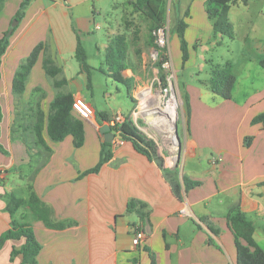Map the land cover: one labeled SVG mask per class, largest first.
<instances>
[{"label": "crops", "instance_id": "obj_1", "mask_svg": "<svg viewBox=\"0 0 264 264\" xmlns=\"http://www.w3.org/2000/svg\"><path fill=\"white\" fill-rule=\"evenodd\" d=\"M21 1L0 0V38L11 31L0 67V144L5 149L0 153V236L11 221L29 224L41 246L35 264H150L151 256L154 264H236L226 214L239 205L264 250V121L253 122L264 114V0H234L228 10L231 39L213 34L205 0H165L164 29L176 36L178 23L186 25L189 58L184 67L197 63L199 72L206 67L210 72L209 79L198 75L179 90L186 106L179 148L177 142L175 152L159 153L161 168L130 142L113 141L112 158L87 175L82 174L98 163L103 142L99 128L104 122L96 108L88 101L95 112L91 122L72 112L83 124L79 148L71 135L52 141L46 119L58 94L86 100L81 80L75 81L81 74L75 53L78 42L83 47L101 27L95 23L93 0H30L17 20ZM13 19L17 24L11 27ZM38 44L43 48L24 92L14 94V75ZM224 45L232 59L215 63L208 55ZM99 46L105 49L107 44ZM177 48V67L182 68L179 40ZM45 58L60 70L55 77L46 74ZM225 64L231 72L241 65L228 100L217 99L210 89L212 69ZM55 81L64 84L56 87ZM37 100L44 115V145L29 127L34 121L31 103ZM115 114L124 116L118 110L107 114L108 120ZM183 176L200 185L186 191ZM171 183L178 184L179 197ZM5 192L23 201L35 194L49 208V222L60 227L46 226L26 204L11 216ZM130 201L145 206L143 222L135 210H127ZM137 230L144 238L133 245ZM23 243V238L7 240L0 248V264H21V255H12V250Z\"/></svg>", "mask_w": 264, "mask_h": 264}, {"label": "trees", "instance_id": "obj_2", "mask_svg": "<svg viewBox=\"0 0 264 264\" xmlns=\"http://www.w3.org/2000/svg\"><path fill=\"white\" fill-rule=\"evenodd\" d=\"M30 0H22L19 12L16 15L17 20L22 17V14L28 6ZM234 0H205L206 13L209 20L212 23L213 34H221L228 38H233V31L228 20V10ZM133 11L141 14L149 21L150 31L154 32L158 28L164 26L165 19V0H134L128 2ZM185 23L182 21L178 23L176 35L180 41L181 51V66L184 68L187 62L188 47L184 37ZM9 30L6 31L0 38V67L1 60L5 54L9 45ZM155 37L152 36L149 40L150 44L157 48L154 44ZM43 45L38 44L30 53L26 61L21 64L16 71L13 82L12 91L14 94H22L24 92L25 81L27 76L33 67L37 56L42 50ZM127 43L124 37L115 36L107 42V46L104 49V65L105 70L98 69L103 75H106L112 80L124 84L127 87V95L131 101L135 102L131 95L132 77H125L122 71L128 70L129 67L126 63L127 56ZM163 53H159L160 61L159 67H161L162 60H164ZM76 60L79 63L80 71L86 72L89 78L90 67L87 64L86 53L78 42L76 53ZM260 66L264 69V60L260 62ZM43 67L46 74L50 77H55L60 70L54 66L49 58H45ZM230 65L226 64V70H221L219 67H214L211 71L212 79L210 80L211 91L213 94L219 96L222 99L228 100L231 98L232 90L235 84V77L229 71ZM159 80L166 86L164 76H160ZM64 84V81H55L56 87ZM140 97V94L138 95ZM138 97V98H139ZM73 96L71 94H58L54 97L50 103V111L46 119V133L48 137L54 142L62 141L67 135H71L73 138V145L75 148H79L83 144L84 131L82 121L72 116V103ZM32 110L34 111V121L29 126L36 141L40 145H44L42 139V131L44 127V115L40 109L39 100L31 103ZM99 118L103 122L108 121V116L104 112L98 113ZM2 118L1 106H0V122ZM264 121V114L259 115L253 119V122ZM28 127H25V129ZM119 132L121 141H127L132 144L134 149L146 156L149 160L156 159L158 165L162 168V160L158 158L156 153V145L152 139L147 138L138 127L127 117L125 121L119 126ZM111 143H101V156L98 163L91 169L85 171L82 175L90 173H97L101 167L112 158ZM45 150H49L45 147ZM3 148L0 144V153H3ZM185 190L194 188L200 185V182L191 181L187 177H182ZM172 184L173 193L179 197V186L175 183ZM6 202V210L11 216H13L15 210L26 204L29 209L36 215L38 219L45 222L46 226L58 228L60 225L52 224L49 222L48 216L50 214L49 208L43 205L35 194L31 193L27 201H23L16 198L11 193H4ZM142 204H137L134 201H130L127 204V210H135L139 216L141 222L145 218ZM227 225L234 238V245L236 249V264H264V250L261 249L255 240L253 239L254 226L249 221L245 214L241 211L239 205L230 207L226 214ZM23 238L24 243L20 249L12 250V255H21V264H35L36 256L39 253L41 246L36 241L31 226L29 224H19L11 221L10 228L0 236V248L7 240H17ZM150 264H154V259L151 256Z\"/></svg>", "mask_w": 264, "mask_h": 264}, {"label": "rangeland", "instance_id": "obj_3", "mask_svg": "<svg viewBox=\"0 0 264 264\" xmlns=\"http://www.w3.org/2000/svg\"><path fill=\"white\" fill-rule=\"evenodd\" d=\"M130 1L134 0L91 1L90 5L95 11L93 14L95 23L101 27L99 30L91 32L89 39L83 42V49L87 55V64L90 67V76L87 78L86 72H81L79 77L75 76V81L81 80L83 84L82 93L85 95L87 102H91L98 113L105 112L110 115L121 110L124 116H128L147 138L153 140L156 145L157 156L162 159L159 153L166 154V151L172 153L171 147H174L173 152L177 150L175 133L180 137L182 128L186 123V106L183 104L179 90L182 88V85L193 83V79L197 78L198 75H200V79L202 80L209 79L210 72L208 67L204 71L199 72L197 63L195 65L190 64L186 68L177 67L180 61L179 58L175 57V52L176 50L178 51L177 44L179 38L177 35L174 36L175 33H168L165 30V50L151 45L149 40L154 36V33L150 31L149 21L141 14L133 11L132 7L128 4ZM13 21L17 20L13 19L12 23ZM117 35L124 37L127 43L126 63L129 69L122 71V74L125 77H132L133 79L131 95L135 98V106L128 97L127 87L124 84L108 78L98 70L100 68L105 70L103 63L104 49L99 46L100 43L107 44L111 38ZM225 43H228L227 38H225ZM154 44L157 45L156 37ZM226 48V45L215 48L208 56L213 58L215 63L222 62L223 64L232 59L227 54ZM154 52L158 54L164 52L166 54V58L162 60L161 67H159L160 57L158 60L153 58ZM238 67L241 70V65L239 64L232 72L230 71V67L228 68L234 77L238 76V72H236ZM177 68L179 69L177 70ZM221 70H226V64L221 67ZM160 76H164L166 86L159 80ZM167 80L171 82V90L166 95L163 89L169 85ZM89 82L91 87L88 88ZM139 94L140 97L138 96ZM157 94L161 95V107L166 106L167 100L174 94L177 113L173 120V143L165 141L163 138L165 134L158 133L149 125V121L146 120V106L157 102ZM203 97L209 98L210 94L207 96L204 93ZM218 98L220 97L217 96ZM167 161L171 164L173 157Z\"/></svg>", "mask_w": 264, "mask_h": 264}, {"label": "built area", "instance_id": "obj_4", "mask_svg": "<svg viewBox=\"0 0 264 264\" xmlns=\"http://www.w3.org/2000/svg\"><path fill=\"white\" fill-rule=\"evenodd\" d=\"M154 36L156 37V44L160 49L165 50V29L164 27L156 29L154 32ZM164 57H166V54L164 53ZM153 58L158 60L159 54L157 52H154ZM166 64V61H165ZM168 84L167 87L163 89L165 94L171 90V82L170 80H167ZM72 112L77 115L78 118H80L83 121L91 122L94 120L95 112L92 107V105L84 100L83 98H75L72 103ZM125 121V117L121 114H115L113 115L108 121H105L104 124L108 125L111 128V131L115 135H120L119 132V126ZM115 142L121 143V140L114 139ZM144 238V233L140 230L135 231L132 244L137 245L140 243V241Z\"/></svg>", "mask_w": 264, "mask_h": 264}, {"label": "bare ground", "instance_id": "obj_5", "mask_svg": "<svg viewBox=\"0 0 264 264\" xmlns=\"http://www.w3.org/2000/svg\"><path fill=\"white\" fill-rule=\"evenodd\" d=\"M156 96L157 102L155 104L150 103L146 106V120L149 121V125H151L158 133L165 134L163 136L165 141H171L173 143V120L177 113L174 94L167 100V104L164 107L160 106L161 95L157 94ZM173 149L174 147H171L172 153L174 151Z\"/></svg>", "mask_w": 264, "mask_h": 264}, {"label": "water", "instance_id": "obj_6", "mask_svg": "<svg viewBox=\"0 0 264 264\" xmlns=\"http://www.w3.org/2000/svg\"><path fill=\"white\" fill-rule=\"evenodd\" d=\"M16 24H17V21H13L11 27H14ZM10 32L11 31H9V34H10ZM99 133H100L101 137L103 138V141L106 143H112L114 141V139L121 140V138H122L120 135H115L111 131V128L105 124L99 128ZM175 136H176V140L178 142V148H179L180 139H179V136L177 135V133H175ZM177 159L179 160L178 155H177Z\"/></svg>", "mask_w": 264, "mask_h": 264}]
</instances>
